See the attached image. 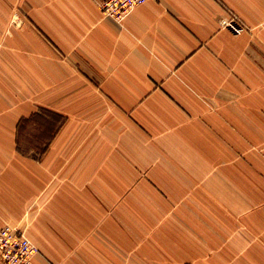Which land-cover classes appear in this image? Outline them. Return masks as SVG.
<instances>
[{"label": "crops", "instance_id": "crops-1", "mask_svg": "<svg viewBox=\"0 0 264 264\" xmlns=\"http://www.w3.org/2000/svg\"><path fill=\"white\" fill-rule=\"evenodd\" d=\"M101 1L0 0V228L26 232L32 264L257 263L228 247L205 258L201 241L172 233L93 228L97 215L77 209L91 200L75 190H123L141 142L149 156L178 158L181 143L220 140L179 105L194 115L240 94L264 102V0H149L122 23ZM233 16L257 32L222 28ZM44 109L64 122L41 159L21 149L19 127Z\"/></svg>", "mask_w": 264, "mask_h": 264}, {"label": "rangeland", "instance_id": "rangeland-1", "mask_svg": "<svg viewBox=\"0 0 264 264\" xmlns=\"http://www.w3.org/2000/svg\"><path fill=\"white\" fill-rule=\"evenodd\" d=\"M21 21L18 12L13 14L12 22ZM253 31L246 33L257 32ZM246 96L237 95V105H199L196 116L190 107L179 105L185 120L203 122L205 131L218 129L220 140L181 143V150L175 151L178 158L149 156L141 142L138 160L143 164L136 174H123L125 188H76L77 200L86 198L92 204L77 209L97 215L93 228L132 230L141 233V239L153 232L172 233L182 240L201 241L205 258L218 247H228L235 251L236 262L264 264V102L253 99L256 105H244ZM43 111L19 127L21 149L41 159L47 156L55 127L64 122L50 109ZM190 145L197 148H182ZM99 203L107 204L105 210Z\"/></svg>", "mask_w": 264, "mask_h": 264}, {"label": "built area", "instance_id": "built-area-1", "mask_svg": "<svg viewBox=\"0 0 264 264\" xmlns=\"http://www.w3.org/2000/svg\"><path fill=\"white\" fill-rule=\"evenodd\" d=\"M149 0H103L100 7L103 14L118 23L139 5ZM221 27L234 35H242L250 30L238 17L220 19ZM258 27L264 29V21ZM38 247L28 238L24 230L6 224L0 228V258L5 264H32Z\"/></svg>", "mask_w": 264, "mask_h": 264}]
</instances>
